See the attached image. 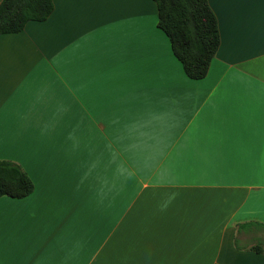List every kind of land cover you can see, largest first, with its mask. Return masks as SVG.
<instances>
[{
	"label": "crops",
	"instance_id": "obj_1",
	"mask_svg": "<svg viewBox=\"0 0 264 264\" xmlns=\"http://www.w3.org/2000/svg\"><path fill=\"white\" fill-rule=\"evenodd\" d=\"M3 0H0V5ZM0 36V264H264V0H209L189 78L154 0H53Z\"/></svg>",
	"mask_w": 264,
	"mask_h": 264
},
{
	"label": "trees",
	"instance_id": "obj_2",
	"mask_svg": "<svg viewBox=\"0 0 264 264\" xmlns=\"http://www.w3.org/2000/svg\"><path fill=\"white\" fill-rule=\"evenodd\" d=\"M159 10L158 27L168 36L186 75L204 79L221 44L217 16L209 0H154ZM53 0H3L0 5V36L22 32L28 23L45 22L54 12ZM35 185L18 163L0 161V199H24ZM263 253L260 246L253 248Z\"/></svg>",
	"mask_w": 264,
	"mask_h": 264
}]
</instances>
